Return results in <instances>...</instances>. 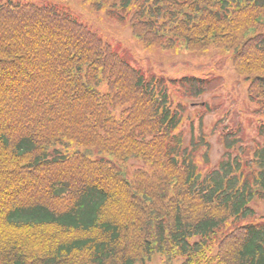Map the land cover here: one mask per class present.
<instances>
[{"label":"trees","instance_id":"1","mask_svg":"<svg viewBox=\"0 0 264 264\" xmlns=\"http://www.w3.org/2000/svg\"><path fill=\"white\" fill-rule=\"evenodd\" d=\"M91 6L127 22L144 46L230 53L264 141V0ZM206 85L150 84L56 7L1 3L0 264H143L155 255L264 264V224L251 206L264 199V142L242 146L224 129V159L200 170L183 108H172L173 97L199 96ZM131 161L142 166L129 177Z\"/></svg>","mask_w":264,"mask_h":264},{"label":"rangeland","instance_id":"2","mask_svg":"<svg viewBox=\"0 0 264 264\" xmlns=\"http://www.w3.org/2000/svg\"><path fill=\"white\" fill-rule=\"evenodd\" d=\"M8 1L52 6L67 13L124 56L134 68L142 72L146 81L160 76L170 80L188 76L212 80L206 85L204 92H200L201 95L183 101L185 107L180 127L186 138L185 145L189 150L193 145L194 162L198 169L204 171L224 159L225 149L220 137L225 132L224 129L236 131L235 139L239 145L251 146L255 143L260 116L253 111L254 108L248 101V83L235 75L231 68L228 59L230 53L212 47L203 53H192L182 44L171 49L164 46H144L132 37L127 22L107 16L105 9L93 8L91 5L94 0H0V3ZM180 103L182 104L181 101ZM205 106L208 110H204ZM192 116L195 119L190 122ZM261 131L264 135V129ZM261 138L258 141L262 144L264 141ZM70 146L63 145L59 149L71 151L74 147ZM141 166V163L135 161L128 163V176ZM251 206L256 215L252 220L260 225L264 224V199L253 200ZM144 264L169 263L155 255L144 261Z\"/></svg>","mask_w":264,"mask_h":264}]
</instances>
